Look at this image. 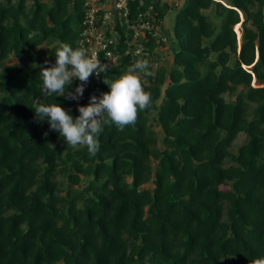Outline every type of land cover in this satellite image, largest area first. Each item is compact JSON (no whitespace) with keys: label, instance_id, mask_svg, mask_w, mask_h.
<instances>
[{"label":"trees","instance_id":"trees-1","mask_svg":"<svg viewBox=\"0 0 264 264\" xmlns=\"http://www.w3.org/2000/svg\"><path fill=\"white\" fill-rule=\"evenodd\" d=\"M84 2L0 0V264H253L264 256V0H184L167 33V3L130 1L105 26L121 57L89 77L87 97L145 59L151 102L123 130L106 125L95 156L45 137L31 109L79 114L76 101L40 92L36 65L54 63L61 43L80 47ZM149 6L153 27L134 43L130 26ZM167 39L170 64L154 68Z\"/></svg>","mask_w":264,"mask_h":264},{"label":"clouds","instance_id":"clouds-1","mask_svg":"<svg viewBox=\"0 0 264 264\" xmlns=\"http://www.w3.org/2000/svg\"><path fill=\"white\" fill-rule=\"evenodd\" d=\"M36 67L41 69L40 92L43 95L63 96L65 100L74 102L82 98L90 75L100 76L109 71L108 63H102L95 56L88 55L85 48H73L67 43H61L56 49L54 63L48 67ZM3 69H0L2 75ZM142 75H151L149 62L145 59L137 60L126 73L116 79H109L108 75H104L103 83L108 91L101 93L99 97L90 95L87 105L77 104L79 114L75 117L70 108H62L58 103L36 102L34 108H31L35 121H47L48 131L43 133L45 137L49 131L55 132L72 147L86 145L88 152L95 156L99 151L98 137L106 125L114 124L118 130H123L126 125L135 122L138 110L150 105L151 93L144 90ZM74 79L81 83L73 91H69ZM225 257L229 256L225 255L220 260ZM253 264H264V256L255 258Z\"/></svg>","mask_w":264,"mask_h":264},{"label":"built area","instance_id":"built-area-1","mask_svg":"<svg viewBox=\"0 0 264 264\" xmlns=\"http://www.w3.org/2000/svg\"><path fill=\"white\" fill-rule=\"evenodd\" d=\"M130 1L135 0H85L84 2V16L82 20L84 28L81 33L79 45L87 50L88 55L95 56L98 59L99 52H103L104 59L100 60L102 63H108V66L117 63L121 56L119 53H113L107 50V47L113 45L116 40L115 37H107L105 35V26H113L116 23L115 17L127 16L129 11L128 4ZM136 1L138 5H141L144 0ZM151 14L152 6H149L144 13H139L137 15V21L143 19L144 21L139 25L130 26V28L134 30V43L138 42L139 44L143 38V36H141V39L136 37L139 30L141 31L140 33H144L143 30H150L153 27L148 21H145V18H149ZM100 18L101 26L96 27V23L100 21ZM156 31L157 30H155L154 35H157ZM128 53L129 50L125 51L124 54L127 55ZM133 56H143L146 58L147 54L143 53V48L141 46H138L134 49ZM90 77L93 76L90 75Z\"/></svg>","mask_w":264,"mask_h":264},{"label":"rangeland","instance_id":"rangeland-1","mask_svg":"<svg viewBox=\"0 0 264 264\" xmlns=\"http://www.w3.org/2000/svg\"><path fill=\"white\" fill-rule=\"evenodd\" d=\"M162 1L164 3H167V5L169 7V11L167 12L165 18L161 22L160 29H163V32L167 33V32H170V29H171V26H172V23H173V20H174V17H175L174 15L178 14L177 9L183 4L184 0H162ZM219 2L221 4H223V5H226V6H228V4L230 3L229 0H219ZM204 13H206L208 15V17L213 20L214 23H218L219 22V19L216 16H214L213 10H207ZM236 30H237L238 38H239L238 44L240 45V39H241V36H242V31H241L240 27H238ZM140 32L141 31L139 30L138 33H137V36H136L139 39H141V36L145 35L144 33H140ZM157 32L160 35H162L161 33H163V32L156 31V33ZM158 33H157V35L159 36ZM155 51H156V54L155 53L151 54V58L154 59L155 57H159V60L157 61L155 59L157 63H156V67H154V68H157V67L166 68V67H168L169 64H170V57H171L168 39H167V42H164V44L162 46H160V45L157 46ZM157 54H158V56H157ZM91 89H92V83L90 81H88L87 85H86V87L84 89L82 98L79 101H76V104L80 105L81 101H83L84 99L86 101H88L89 99H88L87 96L89 95L88 92ZM80 106H84V105L81 104ZM156 130H158V129H156ZM158 137L159 138L161 137V134L159 132H158ZM245 140H246V136L244 134H240L236 138V140L234 141V143H233V145L231 147L232 152H236L237 149L239 148V146H241L245 142ZM148 187H151V186L149 185Z\"/></svg>","mask_w":264,"mask_h":264}]
</instances>
